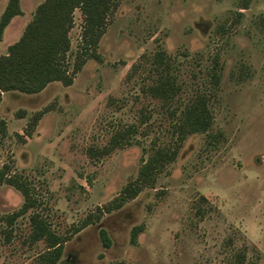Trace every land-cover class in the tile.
Masks as SVG:
<instances>
[{
    "label": "rangeland",
    "instance_id": "obj_1",
    "mask_svg": "<svg viewBox=\"0 0 264 264\" xmlns=\"http://www.w3.org/2000/svg\"><path fill=\"white\" fill-rule=\"evenodd\" d=\"M44 1L21 0L0 56ZM118 1L96 48L102 62L88 60L69 87L55 82L36 96L3 94L0 168L26 181L37 207L8 227L3 218L23 197L0 186V264H35L45 250L27 240L30 213L58 234L71 233L136 178L154 145L170 142L160 101L143 92L154 74L141 58L156 51L177 66L179 101L210 96L212 127L185 138L153 188L73 235L57 264H222L240 252L244 264H264V0H250L246 10L242 0ZM6 3L0 0V16ZM73 20L71 54L80 46L79 10ZM214 63L217 88L208 74ZM131 127L130 144L106 154L115 133ZM218 133L221 139L208 142Z\"/></svg>",
    "mask_w": 264,
    "mask_h": 264
},
{
    "label": "trees",
    "instance_id": "obj_2",
    "mask_svg": "<svg viewBox=\"0 0 264 264\" xmlns=\"http://www.w3.org/2000/svg\"><path fill=\"white\" fill-rule=\"evenodd\" d=\"M250 0H242L240 9H248ZM119 4L118 0H45L38 5L32 19L25 26L19 40L7 48V53L0 56V104L5 93H18L21 95H38L50 84L58 82L64 87L72 85L75 76L81 71L90 59L102 62L96 48L104 34L107 21L113 15ZM79 10L82 17L80 46L71 54L69 33L74 25L73 13ZM22 15L20 0H7L6 6L0 16V41L4 29L11 20ZM141 61L149 62V73H153L151 84L145 86L143 92L156 101H160L169 121L170 142L163 146L154 145L146 160L141 161L136 178L129 181L115 198L97 209V213L88 215L72 232L58 234L48 220L39 212L29 214L30 232L29 244L42 241L45 250L35 260V264H57L63 254L64 244L75 234L88 225L98 222L104 214L121 209L127 202L135 199L145 188H153L157 177L165 170L167 165L173 163L179 149L189 135L208 132L213 123L210 111V96L198 94L187 101H179L182 85L176 74L177 66L164 51H156L152 56H142ZM140 61V62H141ZM139 65H133L134 70ZM214 63L208 73L213 87H218L220 71ZM17 118L25 116L24 111L17 112ZM42 113H37L31 120L27 137L37 125ZM145 122V121H142ZM144 124V123H143ZM6 122L0 119V138L6 136ZM132 127L115 133L105 153L114 148H122L130 144L128 136ZM209 141L222 138V134L208 135ZM7 184L19 191L23 197V205L3 218L8 227L36 209L37 200L26 183L16 175H9V167L0 168V186ZM139 228L131 231V243L136 242ZM104 248L110 246L109 237L105 230L99 231ZM246 255L236 253L230 260L222 264H244Z\"/></svg>",
    "mask_w": 264,
    "mask_h": 264
},
{
    "label": "crops",
    "instance_id": "obj_3",
    "mask_svg": "<svg viewBox=\"0 0 264 264\" xmlns=\"http://www.w3.org/2000/svg\"><path fill=\"white\" fill-rule=\"evenodd\" d=\"M20 7H21V0H20ZM22 10V9H21ZM17 18H19V16H17V17H15V18H13L12 20H11V22L8 24V26L4 29V31H3V38H1V41H0V45H4V41H5V39H4V37H5V34L7 33V31H8V28L11 26V24L13 23V21L15 20V19H17ZM20 36H21V34H19V36H18V40H19V38H20ZM7 48H8V46H7ZM47 88H45V90H46ZM42 92H44V91H42ZM41 92V93H42ZM6 94V93H5ZM8 94H16V93H14V92H11V93H8ZM21 95V94H20ZM24 96H26V95H24ZM3 96H2V101H1V103L3 102Z\"/></svg>",
    "mask_w": 264,
    "mask_h": 264
},
{
    "label": "flooded vegetation",
    "instance_id": "obj_4",
    "mask_svg": "<svg viewBox=\"0 0 264 264\" xmlns=\"http://www.w3.org/2000/svg\"><path fill=\"white\" fill-rule=\"evenodd\" d=\"M249 4H250V2H249ZM248 8H249V6H248ZM242 10H246V9H242ZM32 96H36V95H32ZM69 258H70V256H67V257L65 258V260L68 261Z\"/></svg>",
    "mask_w": 264,
    "mask_h": 264
}]
</instances>
